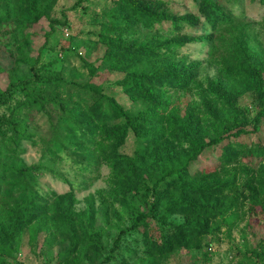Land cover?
<instances>
[{"label": "trees", "instance_id": "16d2710c", "mask_svg": "<svg viewBox=\"0 0 264 264\" xmlns=\"http://www.w3.org/2000/svg\"><path fill=\"white\" fill-rule=\"evenodd\" d=\"M109 1L89 17L99 26L91 33L95 41H83L84 47L99 46L102 55L97 64L81 58L89 79L77 81L66 66L41 62L40 53L32 57L26 47L29 28L42 19L49 28L43 47L56 26H68L64 12L63 21L51 16L58 0H0V32L12 27L0 47L14 57L12 68L0 65L8 79L0 88V110H5L0 114V264H13L26 233L32 242L39 234L51 235L50 243L59 247L55 264H93L102 255L92 203L76 211L70 182L64 194L41 191L38 176L53 168L22 159L25 144H37L29 122L39 112L49 120L43 148L50 160L91 173L106 166L109 189L101 197L126 211L129 225L119 228L109 254L97 264L111 262L131 234L140 236L143 247L136 264H159L174 252L202 251L201 239L222 228L230 237L243 219L251 230L253 217L264 225V151L242 153L248 163L235 154L260 134L264 122V16L255 22L236 14L232 7L242 0H193L197 14L174 12L169 0ZM77 39L62 49L65 56L76 52ZM195 43L205 44L216 77L198 80L202 61L182 52ZM100 73L115 78L93 83ZM188 93L195 97L183 100ZM205 116L218 125L213 134ZM129 136L134 146L127 154L122 149ZM212 151L223 161L204 184L197 179L207 173L193 164ZM242 239L237 264H264V238L255 246L244 234ZM126 250L132 258L133 250ZM202 255L207 258L206 251ZM120 263L129 264L125 257Z\"/></svg>", "mask_w": 264, "mask_h": 264}, {"label": "rangeland", "instance_id": "374dc122", "mask_svg": "<svg viewBox=\"0 0 264 264\" xmlns=\"http://www.w3.org/2000/svg\"><path fill=\"white\" fill-rule=\"evenodd\" d=\"M78 0H58L51 16L59 21H63L62 12L68 21V26H56L55 36L51 37L48 46L43 47L45 41V33L49 30L48 22L42 19L38 23L32 25L28 32L30 34L28 48L29 55L36 57L40 53L41 62L56 61L57 66H66V72L77 81H86L89 79L87 72L82 68L81 58L87 59L89 62L97 64L98 58L102 55V49L96 47H84L83 41L90 39L94 42L95 37L91 35L92 32L97 31L99 26L90 23V16L100 14L105 6L109 4V0H82L80 5H76ZM168 7L177 13L183 14L191 12L197 14V7L193 0H169ZM232 9L236 14L239 11L243 13L248 20L255 22L260 21L264 16V5L258 1L250 2L249 0H242L241 3L233 5ZM11 26H4L0 32V41L5 40L11 33ZM67 30L68 36H65L64 31ZM90 34V35H89ZM78 37L77 41H73L72 45L76 46V52L69 50L64 55L63 48L68 46L70 39ZM89 54L86 53L88 49ZM182 52L188 55L191 59H198L202 61L201 72L198 80H203L206 77L213 78L217 76V69L214 65L206 59V47L204 43H195L187 45L182 49ZM14 57L12 54L0 47V65L2 67H13ZM25 65L20 67V74H25ZM67 74V75H68ZM115 76L107 74H98L92 78V82L99 84L102 81L110 82ZM7 74L4 72L0 74V88L4 89L7 85ZM117 100L125 107L130 108V102L121 96L118 92L112 91ZM194 94H185L183 100H192ZM245 105H250V101H246ZM107 107V106H106ZM107 109V108H104ZM0 114H5L4 108L0 110ZM98 110L93 112L96 117ZM206 128L213 134L218 128L217 123L213 122L209 116L204 117ZM31 130L35 134L36 145L25 144L26 151L22 155V159L26 165L40 164L53 168V171H43L38 176V185L40 190L47 193L53 191L60 195L69 192L70 184L75 187L76 211H84L89 202L95 210L94 212V229L101 233L102 255L98 261L93 262L97 264L103 260L110 252L113 239L117 235L121 226H127L128 217L126 211L119 207L117 202L104 200L101 197L102 191H108V169L106 166H100L96 171H82L78 167L71 164L69 161L50 160L45 153L43 144L49 137V120L47 117L39 112L35 113L29 122ZM260 134L250 137L246 140L244 147L236 148V159L242 163H248L247 158H243L242 153L249 155H257L264 151V122L261 124ZM249 141V142H248ZM245 143V142H244ZM133 138L129 136L126 144L123 147V152L130 154L133 150ZM242 149V150H241ZM209 157V156H208ZM202 158L193 164V168L203 170L207 173L206 176L199 177L197 180L201 183H210L216 173H214V166L222 163V158L219 152L212 151L210 157ZM214 173V174H213ZM252 230L245 228L246 219H243L236 228L230 232V237L227 236L225 228L221 229L220 233L215 236H205L201 239L203 246L202 251H178L168 255L164 259L159 260V264H237V250L243 249L242 234L246 237V242L249 246H255L256 243L264 238V225L262 219L252 218ZM248 221V218H247ZM257 224V225H256ZM37 239L29 241V234L26 233L23 237L20 249L15 254L13 264H55V257L59 247L51 244V235L39 234ZM133 250V257L131 252L126 250ZM143 247L140 236L137 234L127 235L124 238V243L118 255L112 259L111 262L105 264H121V257H125L129 264L139 263L143 258ZM207 252V258L204 259L202 253ZM84 264H90L85 260Z\"/></svg>", "mask_w": 264, "mask_h": 264}, {"label": "built area", "instance_id": "2783aa9c", "mask_svg": "<svg viewBox=\"0 0 264 264\" xmlns=\"http://www.w3.org/2000/svg\"><path fill=\"white\" fill-rule=\"evenodd\" d=\"M64 34H65V36H68V33H67V30L66 29L64 31Z\"/></svg>", "mask_w": 264, "mask_h": 264}]
</instances>
